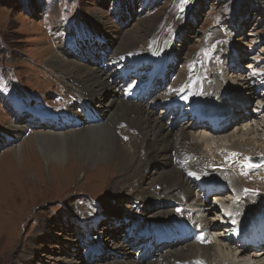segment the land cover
<instances>
[{
  "label": "rangeland",
  "instance_id": "1",
  "mask_svg": "<svg viewBox=\"0 0 264 264\" xmlns=\"http://www.w3.org/2000/svg\"><path fill=\"white\" fill-rule=\"evenodd\" d=\"M244 9H247L246 16H249L245 21L246 26L235 30L240 26V22L234 21V13ZM66 15L81 17L84 20L83 24L91 25L86 29L87 33L84 31L80 33L82 39L78 41L80 46L75 49L77 54L74 55V51H69L77 61H91L93 66H101L102 55L104 54L108 59L112 53L113 46L110 45L113 39L117 46L118 39L122 40L127 31L132 32L133 40L137 43L132 50L143 52L151 46L153 40L159 39L161 43L156 46L154 52L156 58L159 54L176 51L173 62L166 64L165 84L151 90L152 95L147 99V103H153L154 116L169 124L173 122V135L177 134L180 126L189 127V122L195 123V120L177 119L174 116L175 108L162 104L158 96H162L164 91L170 89L176 80L189 81V76L184 75L186 70L197 74V82H200L203 88H205L204 84L210 81L208 95L217 83L216 80L213 81V73H218L217 79H223L221 74L225 66L223 64L225 49H235L237 57L241 59L238 67L244 80L256 88L264 82V0H186V2L185 0H0V88L13 94L7 96L19 98L21 91L31 93L35 97L36 104L49 110L59 107L57 96H62L58 92L60 86L68 94L76 92L78 83L75 82L72 91L70 76L64 73L63 75L52 69L47 61L44 62L50 51L60 58H66L62 53V50L66 52V41L63 38L61 40L62 35L56 30L60 26L58 22L64 20L62 17ZM81 26L79 21L69 23L67 29L72 30L69 38L78 37L76 29H85ZM113 34L119 37H112ZM67 35L65 33L64 36ZM101 35L105 36L104 42H99L98 37ZM117 60L121 61L120 57ZM234 62L231 61L229 64ZM207 69H209V77L201 76L200 72ZM258 72L261 74L255 76ZM236 74L231 72L229 77L224 76L223 92L230 94L241 89L242 92L249 93L243 96L248 97L247 107L242 110L246 118L231 123L223 135L240 131V126L249 122L250 131L247 133L242 131L244 141L235 138V141L231 139L233 142L225 143L221 151L212 148L209 153L211 157L205 158L204 161L205 166L215 168L220 173L225 171L238 185L235 193L231 190L221 195L224 203L227 198L234 197L238 208L249 214L250 211L262 209L264 196L244 189L239 182L247 184L248 188L256 189L260 185V178L254 173L244 176L243 173L240 174V170L248 166L247 159L258 158L256 155H261L259 161L262 164L258 167L264 166V109L259 116L253 114L264 105V88H261L258 96L251 93L254 87L245 90V85L237 84L231 86V89L227 83L239 82L235 79ZM71 75L74 76L73 73ZM150 77L144 75L141 79L145 81ZM248 78H255L256 81H247ZM64 81H68L67 84H64ZM229 94L227 96H231ZM3 97L5 98L0 90V264H76L77 262L84 264L82 263L84 259L89 263L90 256L98 257L104 252L110 257L116 256L108 245V240L118 241L122 235L124 236L126 220L132 217H141L146 221L158 219L157 216H151L150 212L142 213L145 203L132 200L130 188L124 187L118 199L112 196L110 182L99 183L94 180L95 178L91 176L92 168L85 169L81 163L80 165L76 163L86 172L79 173L76 169H70L69 174L68 172L58 174V171L52 170V167L63 165L66 161L59 165H46L36 152L34 134L35 131L51 130L53 125L33 126L34 121L39 118L36 113L29 112L19 105H15L16 108L13 110H8L11 105L5 104ZM207 98L203 97V105L199 110L211 104L210 101L206 102ZM65 100V96H62V101ZM218 103L215 102L213 105L225 107L224 102L220 105ZM75 106L76 101H72L69 109L74 110ZM16 124L28 127L21 137L12 136L8 132ZM28 130L30 133L27 135ZM198 130L190 128L189 132H198ZM68 132L71 131H66ZM129 133L125 136L120 133L122 135L120 136L129 138L124 145L132 158L134 174L131 175L130 180L125 179V183L134 187L144 179L137 174L141 173V157L137 158L133 154L135 151L130 142L134 135ZM239 134L237 135L240 136ZM172 137L174 141L176 136ZM174 143L176 142L172 144ZM20 144L23 146L21 152L18 149ZM21 153L31 157L33 154L38 156L37 161L33 164L34 161L23 160L20 164ZM215 154L222 155L219 159L221 164H217L219 162ZM73 159L70 160L76 161ZM241 161L243 163L239 169V164H235ZM32 165H37L38 168L34 170ZM113 167L115 168V164ZM258 169L264 170V168ZM199 171V166L197 169L192 168L195 174ZM155 172H158V167L149 168L143 174L150 177ZM261 173L264 174V171L261 170ZM123 178L124 175L120 173L112 175L114 181H123ZM154 183L156 182L151 177L143 182L142 187L156 189L157 185ZM257 189H264V186ZM210 199L211 197L205 198V202L214 203L213 199ZM242 206L245 209H241ZM188 209L191 210V207ZM106 210L112 212L108 213ZM207 219L210 220L208 216ZM143 222L144 220L140 221ZM88 238L91 241L94 239L101 242V249L98 252L86 255L87 247L83 244ZM125 246L129 249L127 244ZM231 246L234 247V243ZM136 251L130 249L131 258L136 257ZM152 255L150 254L148 258ZM103 263L100 261L93 264Z\"/></svg>",
  "mask_w": 264,
  "mask_h": 264
},
{
  "label": "bare ground",
  "instance_id": "2",
  "mask_svg": "<svg viewBox=\"0 0 264 264\" xmlns=\"http://www.w3.org/2000/svg\"><path fill=\"white\" fill-rule=\"evenodd\" d=\"M246 14L247 9L238 10L234 13V21L240 22V26L236 27L235 30L246 26L245 21L249 18ZM242 17H245V19ZM126 33L128 35L126 34L122 40L118 39L117 46L115 39H113L110 45L111 47L113 46L112 53L108 59L104 54L102 55L101 66H93L91 61H77L73 58V55L66 53L64 50H62V53L64 57H66L65 59L60 58L51 51L47 54L44 62L47 61L52 69L62 74L64 73L66 76H70V82L73 85L71 90L74 88L75 84L78 83L76 84L77 90L76 92L74 91V93L77 94L81 101L83 116L74 113L76 112L75 107L73 112H68V116L62 120L61 125L65 126L68 122L70 123V127L76 128L70 130L71 132L68 133H66V130L69 127L66 130L55 129L53 131H35L34 142L36 152L40 155V159L48 166L50 164L59 165L66 161V165L51 166L52 170L55 172L58 171V174L59 172H68L69 174L70 169H76L79 173H85L86 171L79 168L76 163H81L85 169L92 168L91 176H93V179L95 178L94 180L99 183L106 181L110 182L111 195L117 199L122 195L124 187L130 188L131 195L133 196L132 200L135 199V202L140 201L141 203H145L142 213L150 212L151 216H157L158 219L166 215L169 217L173 215V211L177 209L175 208L177 205H173L176 202L175 200H177L191 206V211L195 213L194 216L199 219H195L193 216L189 215V213L180 214L181 217H188L194 223L201 224L206 220L203 218H206V216L210 214L208 215L210 220H206L208 223H204L202 229L207 230L211 227L215 228L218 208H225L227 205L221 198V194H223V191L227 188L228 190H235L238 185L228 178L229 175L225 173V171L220 173L215 168L205 166L204 159L211 157L209 153L212 148L221 151L223 145L229 141L231 142V139H234V141L235 138L238 141L245 140V137L241 135V133H243L242 131H244V133L250 131V122L240 126V131H233L228 135H223V133H226L225 130L234 121L246 118L242 110L247 107L248 98L244 97L242 100H238L237 96H234V98L230 97L222 101L226 103L227 110L218 115L219 119L223 118L222 115L226 116L223 118L225 121L231 119L230 122L223 127H221L220 124L215 125L212 122H202V120L196 116L199 113L197 103L199 102L200 105H203V96L200 93L201 84L197 82L198 77L194 71H190L189 73L186 70V74L184 75L189 76V81L176 80L170 89L164 91L162 96H158L162 104L175 108L174 116L177 119L182 120L186 115H192V117L197 119L195 123L189 122V127L180 126L177 134L173 135V122L169 124L158 116H154L153 103H147V99L152 95L151 90L165 84L164 77L167 71L165 65L173 62L176 51L173 50L172 52L159 54L158 58H156L154 52L157 48L156 46H159L161 43L159 39L153 40L152 44H150L151 46L148 47L149 49L147 48L143 52L132 50L137 43L133 40L134 35L131 34V31H127ZM112 37L119 36L113 34ZM98 39L104 41L105 36H99ZM69 46L70 50H74L75 44L73 41L69 43ZM225 51L226 55L223 59L225 67L234 66L235 68L231 70V72H234L239 68L238 66H240L241 59L237 57L235 49H225ZM98 52L101 53L99 50ZM117 55L120 57L121 61L117 60V58H119ZM231 61L234 63L229 64ZM147 63L150 65H147ZM239 71L240 70L237 69L235 78L238 79L239 82H235V85L239 84V86L245 85V87H247L250 83L244 80ZM48 72L50 73V71ZM71 73H73L74 76H72ZM226 73L229 72L223 69L221 74L223 82H225L224 76L229 77ZM217 74L218 73H213V81L216 80L217 83L214 84L212 90L222 89V86L219 85L221 81L217 80ZM260 74L261 72H258L255 76H259ZM144 75H150L151 77L143 81L141 77ZM200 75L209 77V69L200 72ZM247 81L255 82L256 79L248 78ZM67 82L64 81V84H67ZM228 85L233 84L228 81L227 86ZM229 87L231 88V86ZM250 88H248V90ZM207 89L208 86L205 85V90L207 91ZM259 91H261V89ZM243 94L245 96L248 95L247 92L241 95ZM210 98H214V96ZM101 101H104V103H101ZM254 116L259 115H255L254 113ZM256 122L259 124L258 121ZM27 128L28 127L22 124H16L12 126L11 130L8 132L11 133L12 136L21 137ZM190 128L199 130L198 132H189ZM127 131L134 135L133 140L130 142L135 151L133 154L136 155L137 158L141 157L142 174H137H140L141 178L144 179L142 182H138L134 187L130 186V184L128 186L127 183H125L126 180H130L131 175L134 174L132 169V158L128 155L126 145H124L127 144L129 138L121 137V134H123V136L129 135L130 133ZM179 132L180 134H178ZM238 133H240V136L237 135ZM172 136H176L174 141ZM173 142L176 143L172 144ZM21 145L22 144H20L18 148L20 152L23 148ZM9 151L11 152L12 150ZM144 153L146 154L143 158ZM214 156L216 160L221 163L219 159L222 155L215 154ZM37 157L34 154L31 157V155L28 156L25 153H21L20 164L23 160L28 162L34 161L33 164H35ZM69 157L70 159L74 158L73 160L76 161H71L68 159ZM190 157L189 166L187 165V161ZM249 162L255 165L249 164L251 167L246 165V170L248 171L253 169L254 166L261 165L257 160L249 159ZM113 164H115V168ZM238 164L240 169L241 165L240 163L236 165ZM197 166L201 168V177H197L195 173L192 172V168L197 169ZM31 167L34 170L38 168L37 165H32ZM152 167H158V172L151 174L150 177H148L149 175L147 176L148 178L152 177L153 181L156 182L154 184L157 185L156 189L154 188L151 190L149 187H142V184L145 180H148L146 174L143 173L147 172V169ZM256 168H264V166ZM26 173H28V170ZM117 173L124 175V182L120 180L114 181L112 179V175ZM249 173L244 176H248ZM33 174L37 176L36 173ZM254 174L260 178V185L258 187L264 186V182L261 181V178H264V174ZM224 176L228 181L227 186ZM215 177H218V179L216 181L212 180ZM132 179H134V177ZM209 181L211 182L210 189L212 191L210 200L213 199L214 203L205 202L202 196L198 194L202 193L203 190L207 188ZM239 183H241L245 189H251L248 188L247 184L243 182ZM257 190L264 192V189ZM226 196H228L227 193ZM170 205H173V207L170 208ZM262 209H256L253 212L250 211L249 214H244L243 216H239L235 211L229 218L230 221H236L235 225H222V232H218L217 234L214 232V229V233H210L208 238H201L199 243H193L190 240L189 243L187 242L185 245H178L175 247L177 242L173 241L168 246L162 248H158L159 245L154 244L153 246L156 247L155 249L147 245L149 251L152 252V250H154L155 253H151L153 254L151 258L146 260H139L136 259V257L131 258V248L128 249L125 246V240H130L127 244V246H129L132 243L131 239L139 232L144 234L148 233L145 236L148 238L152 234L150 232L154 230L161 228H177L182 225V222L174 219H169L167 221L156 219L140 223L141 220L145 219L133 217L125 221V234L120 237V240H108V245L116 256L110 257V255L104 252L98 257L90 256L89 263L83 258L84 260L82 263L93 264L103 261V264H189L191 262H195L196 264H212L214 261L213 264H264V250H253L251 252L249 246L253 249L257 247L247 244L245 241L246 235L242 236V229H240L243 224H246L252 218L247 224L246 231L251 232L254 237H258L253 231L256 227H259V230L262 229L263 231L264 227L255 225V227L249 229V225L254 224L256 221L264 220V210L260 214L262 216L258 214ZM106 211L108 213L112 212V210ZM191 229L192 239L197 235V225L196 228ZM179 232L183 235L186 231L181 229ZM238 236L242 238V241H236L238 244L232 247L231 242L235 241ZM153 239H151V241ZM122 241H124L125 244ZM151 241L147 240L145 243L148 244ZM156 241L157 240H154L152 242L156 243ZM91 243H93L92 252L96 248L97 252L101 249V242L93 239ZM159 252L160 254H158ZM109 260L112 261L110 263H105ZM76 264H79V262Z\"/></svg>",
  "mask_w": 264,
  "mask_h": 264
},
{
  "label": "snow or ice",
  "instance_id": "3",
  "mask_svg": "<svg viewBox=\"0 0 264 264\" xmlns=\"http://www.w3.org/2000/svg\"><path fill=\"white\" fill-rule=\"evenodd\" d=\"M185 2H186V0H185Z\"/></svg>",
  "mask_w": 264,
  "mask_h": 264
}]
</instances>
